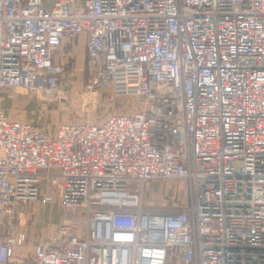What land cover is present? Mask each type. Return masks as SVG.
Masks as SVG:
<instances>
[{
    "label": "built area",
    "instance_id": "2783aa9c",
    "mask_svg": "<svg viewBox=\"0 0 264 264\" xmlns=\"http://www.w3.org/2000/svg\"><path fill=\"white\" fill-rule=\"evenodd\" d=\"M83 32L85 89L141 106L53 131L0 109V211L58 193L67 215L35 264H264V0H0V90L57 94ZM151 181L186 203L146 209Z\"/></svg>",
    "mask_w": 264,
    "mask_h": 264
},
{
    "label": "rangeland",
    "instance_id": "374dc122",
    "mask_svg": "<svg viewBox=\"0 0 264 264\" xmlns=\"http://www.w3.org/2000/svg\"><path fill=\"white\" fill-rule=\"evenodd\" d=\"M67 71L57 81L58 93L53 96H42L40 93L30 91L37 96L36 104L31 111L32 121L41 128L53 131L61 123L90 122L100 123L111 114H129L140 108L141 103L134 95L116 94L111 89L100 88L96 91L85 89L86 81L92 76L89 68L86 51H74L68 54ZM84 53V54H81ZM41 188L52 192L45 182ZM56 190V189H55ZM57 193V191H56ZM58 195V193H57ZM57 195L48 204V212L54 218L66 222ZM186 193L180 181L146 183L142 194L143 206L149 210L170 211L186 203ZM79 222L83 217L79 216ZM173 262V259H172Z\"/></svg>",
    "mask_w": 264,
    "mask_h": 264
},
{
    "label": "crops",
    "instance_id": "0c3cea01",
    "mask_svg": "<svg viewBox=\"0 0 264 264\" xmlns=\"http://www.w3.org/2000/svg\"><path fill=\"white\" fill-rule=\"evenodd\" d=\"M55 0H42L45 8H50ZM83 1V0H79ZM87 35L85 32L73 38H64L61 51L65 55L75 51H86ZM84 54V53H81ZM87 57V53H86ZM56 63H66V57H55ZM33 92V91H32ZM37 96L22 87L4 88L0 90V109L13 120L32 121L31 111L36 104ZM47 205L39 201L18 202L12 205V213L0 211V241L11 236L20 235L23 238L22 247L15 248L13 255L4 264H35V247L48 239L63 222L54 218L48 212Z\"/></svg>",
    "mask_w": 264,
    "mask_h": 264
}]
</instances>
